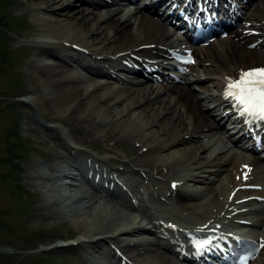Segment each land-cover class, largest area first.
Returning <instances> with one entry per match:
<instances>
[{"label": "bare ground", "instance_id": "bare-ground-1", "mask_svg": "<svg viewBox=\"0 0 264 264\" xmlns=\"http://www.w3.org/2000/svg\"><path fill=\"white\" fill-rule=\"evenodd\" d=\"M64 1L33 0L32 8L40 13L46 26L32 32L35 50L27 62V69L37 77L31 79V85L22 91L27 95L23 100L33 106L37 116L45 119H50L47 112L54 113L58 108L67 106L63 115L54 116V121L67 122L65 124L69 126L70 133L77 134L78 146H74L59 138L55 126L46 125L45 131L57 138L54 145L66 153L54 151L48 154L44 150L39 156L49 161L46 165L23 167L26 185L32 187L29 190L33 200L32 216L42 221H53L57 229L40 239L43 243L50 242L40 250L50 252L83 246L86 253H82L81 260L87 264L97 261L89 251L100 249L104 252L105 249L102 251L100 247L106 248L108 255L110 253L107 258L110 264H186L178 262L179 258H191L192 264H199L204 253L202 249L212 252L214 246L198 248V242L187 240L185 233L214 231L209 223L221 216L219 212L222 211L226 213L222 217L243 218L252 232L251 239L259 248L254 264H264V157H260L259 153L250 156L243 153L245 150L241 141L246 138L243 127L235 129L232 134L219 124V120L225 121L228 117L222 111L228 108L225 100L230 99L220 98H225L228 81L238 77L242 70L264 67V0H249L238 10L225 35L215 36L205 44L193 45L185 52L195 57V64L202 68L204 76L195 74L182 80V84H172L170 81L174 77L168 74L153 73L154 66L151 64L149 78H139L135 82L120 77L119 84H116L114 81L118 80L113 73L111 76H95L96 72L102 73L104 67L88 63L91 68H84L87 66L78 63L79 52L73 51L74 44L89 49L93 56L123 59L124 63L119 65L121 68L127 69L124 65L130 63V69L137 71L140 66L135 61V51L159 48L162 49L161 54L170 53V31L164 22L148 13H141L136 6L128 8L122 19L112 15L124 8L121 2L126 0H88L90 8L79 6L73 10L68 9L71 3L63 4ZM170 4L166 5L168 9ZM97 6H102L104 12L95 9ZM82 36L91 44L102 43L105 51L91 48L93 45L77 43ZM71 63H78L82 67L80 70H85L77 73ZM186 67L189 73L180 71V75H193L197 70L192 64H186ZM87 79L91 84L84 86ZM184 83L196 85L206 95L192 93ZM165 93L170 94L169 98H164ZM208 96L212 100L220 99L221 110L216 108L218 111L215 112L208 108L203 102ZM102 101L106 106L110 103L109 119L108 116L97 118L94 114L98 106H103L99 104ZM135 122L143 127H136ZM96 125L107 127L103 138L108 140L112 136L110 139L113 140L109 147L98 148L100 151L119 147L123 140L137 146L139 152L131 158L130 174L138 171L136 166L152 167L150 172L139 171L142 187L133 175L106 172V167L96 164L97 159L89 165L78 158V154L84 155L82 144L90 146L91 141H96ZM235 126H232V131ZM219 128L223 129L225 138L241 151L232 149L233 145L223 142L215 133L192 135L198 130ZM130 150L124 149L126 154H130ZM149 152L157 154L152 156ZM201 152L205 153L203 159L199 158ZM180 162L183 165L187 163L189 167L186 170L210 171L214 175H200L202 179L187 171L186 176L185 173L179 175ZM94 171L100 176L96 177ZM75 174H79L91 188L78 182L67 190L73 196L72 203L63 202V195L59 192L60 180H76ZM157 176L160 178L159 185H155V181L150 182ZM187 178L199 180L201 184L190 183ZM171 181L176 182L173 187ZM81 186L82 189L79 188ZM206 190L207 196H203ZM146 192L163 201L174 200L178 208L189 215H178L165 203L164 209L171 216L156 206L149 207L143 197ZM238 201L248 206L243 210L241 205L233 206ZM244 212L254 213V216L247 217ZM60 227L65 229L64 232L59 230ZM72 236L74 238L68 242L53 240ZM134 247L138 248L137 253L130 251ZM191 249L197 251L192 252ZM146 251L148 254L142 258ZM163 252L170 253L175 259Z\"/></svg>", "mask_w": 264, "mask_h": 264}, {"label": "rangeland", "instance_id": "rangeland-1", "mask_svg": "<svg viewBox=\"0 0 264 264\" xmlns=\"http://www.w3.org/2000/svg\"><path fill=\"white\" fill-rule=\"evenodd\" d=\"M67 3H71V6L68 8L70 10L79 6L86 8H90L91 6L88 0H65L63 2V4ZM32 6L33 0H0V264H87L81 260L83 257L82 253H86V248L83 246L64 248L50 252H43L40 250L42 246H46L50 243H43L40 239L48 237L50 234L56 232L57 229L54 227L55 223L53 221H42L32 216L31 207L33 200L31 194L29 193V190L32 189V187H27V180L23 177V167L25 165L43 166L49 162L46 158L39 156V154L44 152V150L47 151L48 154L54 151L61 152L62 154L65 152L64 149H60L54 145V141L57 140V138L45 131L46 125L55 126L60 139H64L73 145L77 144L75 139L77 134L70 133L69 126L65 124L67 122H63L62 119L61 122L63 123L54 121V116L63 115L67 110V106L58 108L59 110L54 113L47 112L46 114L50 116V119H45L41 116H37L33 106L27 104L23 100V98L27 95L22 91L31 85V79H36L37 77L35 74H32L33 72L27 69V62L33 56L35 50L32 43V38H35V36L32 35V32L35 29H44L46 26L43 19L40 18V13H37ZM128 8H133V5H130ZM95 9H100L101 12H104L102 6H97ZM127 10V8H123L119 12H116L115 14L113 13L112 15L122 19L125 17ZM141 13H144V11L141 10ZM51 18L53 19V17ZM62 18L64 17H56L55 19ZM53 23L55 24V22H52V24ZM78 36L80 37V35ZM84 38L86 37L82 36V40L78 39L76 42L83 43L85 45H93L91 48H94L97 51H105L101 47L103 45L102 43L96 42L91 44L89 41L83 40ZM175 40L176 36L174 35H171L168 38L171 46H177V42ZM193 66H196L195 69H197L193 72V75L178 74L177 76L180 77L176 76V80L173 79L170 82L172 84H182V80L192 78L195 74H197V76H204V71L199 65L194 64ZM115 71L121 70L118 68ZM184 71L185 73H189L188 70ZM126 78L131 82L136 81V78L134 77L127 76ZM83 84L86 86L91 83L87 79ZM184 85L186 87L188 86L192 93L196 92L195 94L199 93V95L205 94L192 83H184ZM168 94L169 93H165V99L169 98L170 94ZM203 102H207V100L205 99L204 101L203 99ZM104 103L105 101L99 103L103 106H98V108L94 111V114H97V118H99V116L104 118L108 116L107 119H109L111 116V114H109L110 103L107 104V106ZM35 118L38 119V121H34ZM228 120L229 119H227V123H225V125L228 124ZM134 125L138 128L143 127L140 123H136ZM95 127L94 131L96 132L94 134V138L96 141H91L89 144L90 146H87L86 144H82V147L79 146L81 147V151L84 155L78 154V158L85 160L89 164L91 161L97 159L96 164L106 167V171L108 170L114 173H121L124 176L133 175L136 181H138L137 183H139L142 187L143 182L141 178L138 177V175H140L139 171L150 172L152 171V167L147 165H143L141 167L136 166L138 171L130 174L131 158L136 157L139 152L137 146L129 140H123L120 143L121 146L119 147H115L109 151H100L98 148H102L107 145L109 147V144L113 143V140L110 139L112 136H110V140H105L103 138L102 134L107 131V127L105 128L101 125H96ZM201 132H207L211 135L215 133V136H218L220 140H223V142L228 145H233L224 137V131L222 128L210 131L205 129L198 130L193 132L192 135L197 137V135ZM94 142L97 143V146L94 145ZM217 145L213 146L217 147ZM124 149H131L130 151L132 152H130V154H126ZM232 149L239 150L237 145H233ZM203 152H201V155L199 156L200 159L204 158L205 153ZM149 153L152 156L157 154L156 152ZM179 166H182L179 168L180 173L177 172L179 175L186 173V171L195 170H186L189 167L187 166V163L183 165V162H180ZM207 173H209V176L214 175V173H210V171L198 172L195 170V174H197L201 179L202 176L200 175H206ZM262 178L263 176L261 179ZM159 179V176H157V178H151L150 182L152 180L156 182L155 185H159ZM136 181L133 183L135 184ZM262 181L264 182V179H262ZM78 182L82 183L83 187L91 188L84 180H78L77 183ZM190 183L198 186L201 184L199 180L195 182L190 181ZM82 186L79 188L82 189ZM262 191L264 192V190ZM147 195L148 194L146 192L144 197ZM203 196H207V190L203 193ZM147 197L149 200L156 199L159 203H162V207H165V203L166 207L171 208L178 215L184 217L188 214L186 211L180 210L174 200L163 201L162 198H158L157 196L148 195ZM196 200L197 198L193 201ZM246 206L247 205H242L243 208ZM117 208L118 210H123L120 207H116V209ZM223 214L226 213L222 211L219 212V215ZM245 215L251 217L254 214L246 213ZM59 230L64 232L65 229L60 227ZM258 232H260V229ZM73 238L74 236L69 237L68 240L72 241ZM53 240L60 241L63 239L57 237ZM51 242L53 241L51 240ZM130 251L137 253L139 250L137 247H134L131 248ZM159 251L162 252L164 250L159 249ZM163 253L171 256L168 252ZM146 254H148L147 251L143 253L142 258H144V255ZM93 259L97 261L91 264L111 263L110 260L103 255H96ZM250 264H254V262H251Z\"/></svg>", "mask_w": 264, "mask_h": 264}, {"label": "snow or ice", "instance_id": "snow-or-ice-1", "mask_svg": "<svg viewBox=\"0 0 264 264\" xmlns=\"http://www.w3.org/2000/svg\"><path fill=\"white\" fill-rule=\"evenodd\" d=\"M224 94L246 123L264 122V67L242 70L238 77L228 81ZM208 243L207 240L198 242L197 247Z\"/></svg>", "mask_w": 264, "mask_h": 264}]
</instances>
